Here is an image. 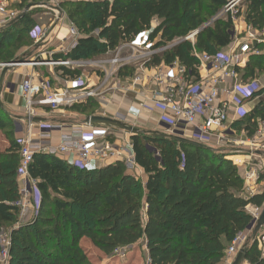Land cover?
<instances>
[{
  "label": "trees",
  "instance_id": "1",
  "mask_svg": "<svg viewBox=\"0 0 264 264\" xmlns=\"http://www.w3.org/2000/svg\"><path fill=\"white\" fill-rule=\"evenodd\" d=\"M49 0H20L19 9ZM228 0H72L60 7L81 34L67 55L72 60H96L152 29L154 48L179 44L154 57L152 64L175 61L192 70V51L209 55L225 50L232 42L230 17L207 25ZM245 23L254 30L264 28V0H247ZM90 8V9H89ZM32 13L0 29V64L24 57L17 52L32 42ZM207 25V26H206ZM194 44L183 41L191 33ZM97 33V37L92 36ZM241 74L247 83L264 71V42L254 43ZM61 58V56H60ZM63 76L80 71L60 69ZM237 71H239L237 69ZM133 69L118 71L129 77ZM93 102L69 110L85 117L96 116ZM0 107V131L7 134L8 147L0 151V234L3 225L19 218V147L12 124ZM264 122V98L247 117L234 123L247 137ZM135 164L144 180L127 173L120 163L93 170H79L50 155H34L28 167L42 200L38 210L10 228L8 264H92L79 246L89 243L111 259L118 252H141L145 264H224L225 252L244 233L253 218L247 207L261 209L264 191L243 195L237 168L216 149L179 145L166 138L136 135L131 138ZM155 147L158 163L145 145ZM245 261L264 264L257 240H249Z\"/></svg>",
  "mask_w": 264,
  "mask_h": 264
},
{
  "label": "built area",
  "instance_id": "2",
  "mask_svg": "<svg viewBox=\"0 0 264 264\" xmlns=\"http://www.w3.org/2000/svg\"><path fill=\"white\" fill-rule=\"evenodd\" d=\"M238 1L230 0L225 6L227 12H230L231 21L235 16L232 13V8ZM51 9L54 13L59 14L58 7ZM15 18V13L8 10L6 4H0V29L5 28ZM155 24L156 21H152V29L143 32L145 40L143 41L141 38L142 43L125 42L114 51L108 52L104 57L96 60L67 58V55L76 47L78 40L82 37L79 31L70 25L67 32L69 46L60 47L57 51L61 58L55 59L52 55L55 52H49V57L46 59L39 57L40 59L34 58L27 63L0 64L2 69L9 65L13 67L26 65L30 68L44 66L80 71V74L74 77L63 76L61 71L57 85L52 84L47 76L39 74L27 76L20 85L26 133L23 132L24 128L18 124L14 123L13 125V129L19 132V137L16 138L20 158L16 173L20 193L19 222L27 219L30 212L35 213L42 200L37 182L28 174V167L34 155H50L79 170H93L104 164L120 163L125 167L127 173L139 177V168L135 164L132 143H124L122 139H116L113 135L114 129L101 126L90 127L84 122L68 127L60 120L47 122L41 119L39 112L46 109L61 111L90 102L105 107L112 102L113 95L120 92L135 93L139 88L143 91L144 101L139 109H129L134 117L140 116L142 112H157L160 114L159 123L166 127V135H181L180 137L216 150L233 134L228 123L240 122L250 113L253 103L260 94L261 85L258 80L242 82L241 74L249 57L257 54L256 51H253L244 42L233 44V46L231 43L225 50L212 55L193 50L192 57L196 60V64L192 70H188L177 61L167 65L164 63L153 65L154 57L172 47V45H167L154 48V41H149V35ZM48 33L49 30L39 31L36 28L29 32V37L35 45H40L45 41ZM93 35L98 34L92 33ZM185 39L193 41L194 37L188 36ZM252 39L254 43L264 42V37L255 38L252 36ZM125 67L133 68L141 75L128 85L111 82L116 73ZM106 118L137 128L129 124L128 112L125 115L118 113ZM33 119L39 121L33 123ZM258 126L257 137L264 139V122L258 123ZM18 128H21L20 131ZM35 128L37 135L33 132ZM54 133H58L59 137L57 143L53 144ZM122 133L125 132L122 131ZM111 141H119L120 145L114 147V144L111 145ZM145 148L153 154L158 163H161L159 152L155 147L147 144ZM262 150L263 153L258 151L260 155L264 154V145ZM252 153L249 152V154ZM230 162L234 165V162ZM249 179H256L254 172L250 171L242 181ZM247 189L250 188L247 186ZM254 194L255 192H249L246 196ZM251 217L253 221L258 218H255L254 215ZM244 233L238 235L229 245L225 252L227 259L231 258L233 261L237 253L248 244L252 229H246ZM257 240L260 249H263L264 227L257 235ZM9 247L10 236L8 235L1 250V259L3 256V260H6Z\"/></svg>",
  "mask_w": 264,
  "mask_h": 264
},
{
  "label": "crops",
  "instance_id": "3",
  "mask_svg": "<svg viewBox=\"0 0 264 264\" xmlns=\"http://www.w3.org/2000/svg\"><path fill=\"white\" fill-rule=\"evenodd\" d=\"M20 0H0V4H6L7 9L14 12L15 16L18 17L21 14V11L24 9H19L17 6L19 4ZM57 1V0H54ZM70 1V0H67ZM61 3L58 1L56 2V5L59 6ZM31 5V4H30ZM45 10V11H51L53 14V10L51 8H47L46 6L41 5H32V7L26 12H35V10ZM49 13V12H48ZM33 14V13H32ZM32 17V16H31ZM49 29V33L47 35V38L45 41L40 45H35L32 43V48L28 47H22L18 50L17 56L18 57H24L23 61L24 63L32 61L34 58H42L46 59L49 57V52H55L53 55V58L58 59L60 58V54L57 53L58 49L60 47H67L69 46L68 41V30L62 28V20L60 23L56 24ZM61 24V26H59ZM64 24V23H63ZM60 27V30H59ZM56 28V29H55ZM55 29V30H54ZM52 30H54V37L52 39H49V34H52ZM58 31V32H57ZM57 32V33H56ZM39 58V59H40ZM12 63V62H11ZM10 64V63H8ZM2 68H0L1 71ZM62 69V68H61ZM60 68H48V67H35L30 68L26 65L13 67L10 71L7 72L4 83L2 87V92L0 93V102L2 105V108L6 114L5 118L10 121L12 124V127L14 123L18 124V126H21L24 128L23 132L26 133V124H25V113H24V103L21 98L20 94V85L23 82L24 79L27 78L29 75H36L39 74L40 76H47L48 79H50L51 83L54 85L59 84L58 79L60 78ZM257 80V79H256ZM57 81V82H56ZM92 81H94L92 79ZM259 82V81H258ZM260 83V82H259ZM261 85V84H260ZM143 91L138 88V91L135 93L127 92V93H117L112 96V102L105 106L101 107V110L99 113H96L98 116H106V117H112L115 114L125 115L127 112L129 113V124L132 126L137 127L139 130L142 131H154L161 134L166 135V127L163 124L159 123V116L160 114L157 112L153 113H147L142 112L140 116L134 117L130 112L129 109H139L142 106V103L144 101L143 99ZM257 102V100L253 103V105ZM39 115H41V119L46 120L47 122L51 121H58L60 120L61 123H64L68 125H77L84 121V116L72 112L69 109L61 110V111H49L46 109L45 111L39 112ZM82 119V120H81ZM234 123L230 122L228 123V126L232 128L233 134L228 137V140H239L236 142L234 147H230L228 149L226 148H219L218 151H220L223 155H225L226 160L234 162V165L237 168L238 175L240 178H244L245 175H247L250 171L252 173L254 172L256 179L252 180L249 179L248 181H243V195H247L249 192H255L254 195H259L264 191V154H259V152H262V146L264 145V139H258L257 137V131L256 133L248 139L245 137L242 139L241 137L238 138L235 136L234 132ZM259 127V126H258ZM21 128H18V130ZM237 129V128H236ZM17 130V131H18ZM20 131V130H19ZM14 132V138L19 137V132H16L13 129ZM35 135H37V129L35 128L34 131ZM122 131L115 130L113 131V135L116 139H122L124 143L131 142L130 135H124L125 133H121ZM59 137L58 133L53 134V144L57 143V139ZM34 140L36 141V137L34 136ZM227 140V139H226ZM256 142H255V141ZM240 143V144H239ZM114 144L119 146V141H111V145ZM5 146L3 149L7 148ZM221 147V145H220ZM2 149V150H3ZM259 151V152H258ZM224 152V153H223ZM249 152H253L252 154H249ZM263 153V152H262ZM109 165V164H107ZM106 164L99 166L104 167L107 166ZM139 178L143 181L144 176L142 174V171L138 170ZM145 181V180H144ZM247 186L250 188L247 189ZM248 190V191H247ZM253 196V195H252ZM253 207H247L246 209ZM250 216L253 214L249 213ZM245 234V233H244ZM243 234V235H244ZM246 236V235H244ZM262 256L264 257V248L261 249ZM226 260V258H225ZM232 262V261H229ZM244 263H247L246 261Z\"/></svg>",
  "mask_w": 264,
  "mask_h": 264
},
{
  "label": "rangeland",
  "instance_id": "4",
  "mask_svg": "<svg viewBox=\"0 0 264 264\" xmlns=\"http://www.w3.org/2000/svg\"><path fill=\"white\" fill-rule=\"evenodd\" d=\"M60 2L67 4V2L69 3V1L67 0H49L46 3H42V5H45L47 8H57L58 7V13H52L51 11H45V10H35V12H30L33 13L32 14V19L34 21L33 23V27L30 29V32L32 30H35L36 28L41 31L43 29L45 30H51V28L53 26H55V22H57L56 24L60 23L61 20L62 22V28L68 30V28L70 27V22L68 21V17L66 14V10L62 9L59 6L56 5V2ZM72 1V0H70ZM91 2H97V1H108L111 2L112 0H89ZM230 0H228L229 2ZM37 5H41V4H37ZM247 0H239L237 2V4L235 6H233L232 8V13L235 15L233 17L234 20H232V30H231V38H232V44L231 46H233V44H237V43H247L251 48L254 44L252 36H255V38H263L264 37V28L260 31V30H254L252 29L250 26H247L245 23V16H246V11H247ZM90 9V8H89ZM25 12L24 10L21 11V13ZM49 12V13H48ZM227 17H231L230 12H227L226 8H222L220 12H218L216 15H214L212 17V19H210V21L208 22L207 25H211L213 21H217V20H221V21H225L227 19ZM206 25V26H207ZM59 26H61V24H59ZM56 29V28H55ZM54 29V30H55ZM54 30H52V34L50 33L49 35V39H52L54 37ZM60 30V27H59ZM58 32V31H57ZM56 32V33H57ZM80 33V32H79ZM145 33V32H144ZM144 33H142V35H140L139 37H137L136 39H134V41H131L132 44H140L142 43V39L143 41L145 40V36ZM94 37H96L97 35H93ZM142 38V39H141ZM32 41V40H31ZM189 42L193 45L194 44V39L193 41L191 39H189ZM32 42L27 43L26 47H28L29 49L32 48ZM178 43V42H175ZM173 43V44H175ZM130 44V43H128ZM173 44H170L173 45ZM133 69V68H130ZM91 71V70H89ZM133 75L129 76V77H120L118 76V73H116V75L113 77V81L111 82H116L119 83L120 85H128L130 84L136 77H138L139 75H141L140 72H137L135 69H133ZM120 77V78H118ZM257 80L260 82L261 84V91L260 94L257 98L258 100H261L264 98V71L263 73H261L259 75V78H257ZM2 92V91H1ZM96 109H94V112L99 113V111L101 110V107L99 104H96ZM86 117L84 116V119ZM82 120V119H81ZM234 132H235V136L238 138H242L244 139L246 136V133L242 131V129H236L234 128ZM122 133V132H121ZM126 135H128L127 133H125ZM124 134V135H125ZM21 136V135H20ZM248 139H250V137H247ZM245 140V139H244ZM239 140L237 139L236 141L234 140H225V143L223 145H221V148H230V147H234L235 143L238 142ZM240 144V143H239ZM8 145V140H7V134L5 131H0V151H2V149ZM224 153V152H223ZM225 156V155H224ZM226 159V157H225ZM262 211L261 209H251L248 208L246 209V212L249 214H253L255 218L259 217L260 213ZM19 219L16 220V222L18 223ZM16 222L15 224L12 226L11 224L8 225H3L2 226V231L0 234V264H8V259H9V255L6 258V260H3V256L1 259V255H2V247L5 245L6 241H7V236L9 235L10 232V228H14L16 227ZM79 246L81 247V250L86 254V256L88 257V259L91 261L92 264H145L143 262V254H144V250L142 249L141 252H133V254H131L130 252H123L120 251L118 252L114 257H112L111 259H108L104 256H102V254L100 252H98L96 249H94L89 243L85 242V241H81ZM10 248V247H9ZM9 252V250H8ZM232 261L231 258H226V260L224 261V264H230Z\"/></svg>",
  "mask_w": 264,
  "mask_h": 264
},
{
  "label": "water",
  "instance_id": "5",
  "mask_svg": "<svg viewBox=\"0 0 264 264\" xmlns=\"http://www.w3.org/2000/svg\"><path fill=\"white\" fill-rule=\"evenodd\" d=\"M32 7V5H27L25 8V12L21 13L18 17H16L14 19V21H18L21 18H23V16L26 14V12ZM199 31H196L194 33H191L189 36L194 37L196 34H198ZM183 41H188V39H184ZM179 43H175L172 45L175 46ZM23 59L19 58L16 61L12 62V63H20L22 62ZM13 68L12 65L9 66H5L3 67V69H1L0 71V93L2 91V87H3V83H4V78L7 74L8 71H10ZM0 107H2L1 102H0ZM39 120L38 119H33V123H37ZM86 125L90 126V127H107V128H112L115 130H119V131H123L127 134L130 135V138L136 136V135H152L158 138H166L169 139L179 145H188L191 147H195V148H205V149H210L208 146L204 145V144H200V143H195L193 141H190L186 138L180 137L179 136H170V135H165V134H161L158 132H154V131H142L139 130L138 128H134V127H130L127 125H124L118 121H114L111 120L109 118L106 117H102V116H90V117H86L83 121ZM264 227V206L262 207V211L259 215V217L252 222V224L248 227V229H252V233H251V238L254 240L257 235L259 234V232L261 231V229ZM247 249H241L237 255L235 256V258L233 259V261L230 264H243L245 262L246 256H247Z\"/></svg>",
  "mask_w": 264,
  "mask_h": 264
}]
</instances>
